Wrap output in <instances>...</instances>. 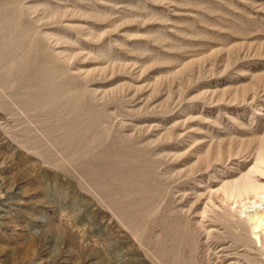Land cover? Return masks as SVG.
I'll return each mask as SVG.
<instances>
[{"label":"rangeland","instance_id":"374dc122","mask_svg":"<svg viewBox=\"0 0 264 264\" xmlns=\"http://www.w3.org/2000/svg\"><path fill=\"white\" fill-rule=\"evenodd\" d=\"M261 148L264 0H0V264H264Z\"/></svg>","mask_w":264,"mask_h":264},{"label":"bare ground","instance_id":"6f19581e","mask_svg":"<svg viewBox=\"0 0 264 264\" xmlns=\"http://www.w3.org/2000/svg\"><path fill=\"white\" fill-rule=\"evenodd\" d=\"M214 192L223 196L230 195L232 198H240V200L245 195H253L260 198L259 202H253L256 209L253 210L254 212H251L249 219L253 221L255 229L263 227L264 207H262V203L260 204V202L264 201V149L261 148L257 152L253 166L242 176L241 180L233 182L230 190L224 185L222 188L214 190Z\"/></svg>","mask_w":264,"mask_h":264}]
</instances>
